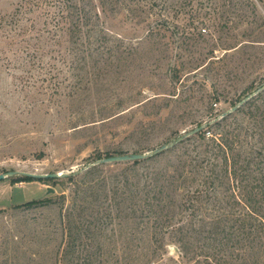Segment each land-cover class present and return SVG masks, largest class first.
I'll return each instance as SVG.
<instances>
[{
	"label": "rangeland",
	"instance_id": "rangeland-1",
	"mask_svg": "<svg viewBox=\"0 0 264 264\" xmlns=\"http://www.w3.org/2000/svg\"><path fill=\"white\" fill-rule=\"evenodd\" d=\"M91 1L0 0V173L81 175L39 181L46 191L29 201L45 204L0 207V264H264L244 202L264 185V90L223 123L241 154L239 178L222 170L200 202L191 193L184 249L178 233L151 239L139 220V174L172 167L199 141L136 167H88L151 152L204 123L213 131L263 86L264 0ZM76 5L91 17L84 24Z\"/></svg>",
	"mask_w": 264,
	"mask_h": 264
},
{
	"label": "trees",
	"instance_id": "trees-1",
	"mask_svg": "<svg viewBox=\"0 0 264 264\" xmlns=\"http://www.w3.org/2000/svg\"><path fill=\"white\" fill-rule=\"evenodd\" d=\"M91 2L93 3L94 0ZM128 2H130V0H99V3L103 7L110 5L116 7L115 9L128 5ZM23 9L26 13L30 10L27 6H25V8L23 7ZM75 9H78L75 11L77 21L84 24V21L91 18L89 13L85 9L79 7V5H76ZM18 11L22 12V9ZM60 11L62 12L63 9ZM96 14L98 15V13ZM71 15L74 18V12ZM76 20L75 22L77 23ZM74 33L75 31L73 30V34ZM261 96L262 94L259 93L257 97H254L246 104H251ZM240 111H242V108L238 110V112ZM231 117L232 113L216 121L213 124L215 127L213 131L208 127L198 134L182 141L183 143L186 141H199L200 144L195 147L193 151H189L188 149L183 151L179 155L177 163H174L172 167L169 166V168L166 167L163 170L146 173L147 175L139 174V220L146 222L148 225L151 239H153V237H160L162 234L176 232L180 235L179 242H181V246L184 249V245L182 244L183 242L186 244L188 239L184 211L188 208V201L191 193L196 196L197 202H200L204 193L203 186H205V182H211V184L215 186L216 180L221 179L222 170L225 172L228 179L233 181L238 180L240 167H238L237 163L238 157L241 154L238 153L234 147V140L230 141L229 139V129L223 126V123L228 121ZM205 145L206 148H204ZM206 152L209 153V156ZM161 155L163 154L143 160L128 161L126 163L136 167L150 160L156 161ZM219 159L224 162V168L220 167L218 170V166H220ZM206 161H208L207 164H205ZM209 163H211V167L208 166ZM93 171L94 169L87 173H93ZM80 176L78 172H74L66 178L70 181L77 182ZM35 180L45 181L46 179H35L26 176L13 178L14 182H30ZM82 183L90 185L87 179L82 181ZM125 187L126 184H116L113 187V191L116 194H124L123 189ZM253 190L250 196L252 200L243 201L250 209L256 231L260 232L262 234L260 238L263 237L264 239V185L259 184L257 187L253 188ZM261 194L263 195L262 198L259 197ZM46 202L47 199H35L23 205L34 206L37 204H45ZM197 209H199V207ZM218 222L219 221H215V224ZM260 246L259 248L264 250L263 240H260Z\"/></svg>",
	"mask_w": 264,
	"mask_h": 264
},
{
	"label": "water",
	"instance_id": "water-1",
	"mask_svg": "<svg viewBox=\"0 0 264 264\" xmlns=\"http://www.w3.org/2000/svg\"><path fill=\"white\" fill-rule=\"evenodd\" d=\"M264 90V85L261 86L259 89L245 97L243 100H241L238 104L230 108L226 113H224L220 118L217 120L222 119L223 117L227 116L228 114H231L233 112H236L242 105H244L248 100L259 94L261 91ZM217 120H214L217 121ZM208 123H204L198 127H195L194 129L185 132L182 136L178 137L175 141L169 144H164L161 147L151 151V152H144V153H130V154H123V155H115V156H109L102 159L96 160L94 163L90 164L88 167L93 165H100L105 163H118V162H128V161H136V160H143L147 159L151 156L158 155L164 151H167L174 147L175 145L181 143L182 141L186 140L189 137H192L196 134H198L200 131H202ZM74 172V171H73ZM72 172L69 171H62V172H54V173H38V172H32V171H21V170H11L7 172L0 173V181H3L10 177L15 176H26V177H32L35 179H58V178H66L69 176ZM49 192L55 191L54 188L49 187Z\"/></svg>",
	"mask_w": 264,
	"mask_h": 264
},
{
	"label": "crops",
	"instance_id": "crops-1",
	"mask_svg": "<svg viewBox=\"0 0 264 264\" xmlns=\"http://www.w3.org/2000/svg\"><path fill=\"white\" fill-rule=\"evenodd\" d=\"M29 189V191H26ZM46 191L39 181H22L13 183L11 179L0 181V207L21 205L36 198ZM40 193V194H36ZM28 200V201H27Z\"/></svg>",
	"mask_w": 264,
	"mask_h": 264
}]
</instances>
